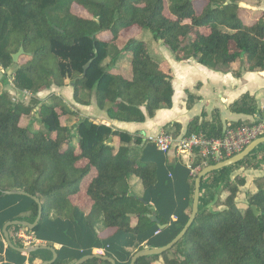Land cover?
Masks as SVG:
<instances>
[{"label":"trees","instance_id":"trees-1","mask_svg":"<svg viewBox=\"0 0 264 264\" xmlns=\"http://www.w3.org/2000/svg\"><path fill=\"white\" fill-rule=\"evenodd\" d=\"M74 7L86 15L74 13ZM244 17L237 0H0V68L13 67L15 89L29 92L33 103L13 102L4 90L5 79L0 80V200H26L30 216L11 220L32 223L38 213L35 200L3 191L21 190L39 199L41 215L29 232L62 245L50 264H74L93 254V247L104 249L103 255L116 264H130L144 247L166 245L191 213L197 175L192 170L217 161L194 148L189 166L182 161L166 166L164 153L144 136L89 117L72 128L65 119L79 111L54 91L45 101L38 93L70 81L75 102L87 105L94 97L108 118L144 122L158 109L170 108L173 95L170 69L149 51L150 39L160 40L178 62L194 61L236 77L241 67L264 74V10L249 20ZM133 28L139 29L138 36L120 46L119 39ZM20 47L23 53L14 63L12 54ZM124 55L128 69L114 67ZM196 98L188 94L187 106ZM33 109L38 124L22 126ZM229 110L256 114L255 121L263 118L248 93ZM246 123L251 122L224 125L215 109L210 119L205 112L192 117L184 135L220 138L226 125ZM175 126L179 131L180 125ZM114 138L123 144L109 140ZM262 161L264 143L237 163L206 174L198 212L183 236L168 250L138 257L135 264L159 259L162 264H264V187L239 203L236 196L245 179L231 177L236 169H256ZM132 180L140 194L132 191ZM210 204L220 208L213 210ZM153 214L165 228L151 221L148 215ZM102 263L110 264L98 258L81 264Z\"/></svg>","mask_w":264,"mask_h":264},{"label":"crops","instance_id":"crops-1","mask_svg":"<svg viewBox=\"0 0 264 264\" xmlns=\"http://www.w3.org/2000/svg\"><path fill=\"white\" fill-rule=\"evenodd\" d=\"M260 10L262 9L259 8L255 11L258 12ZM172 57L170 55L163 57L165 64L168 66L172 74V106L170 108L158 109L152 118H146V120L141 123L118 121L108 118L106 112L96 106L94 97L90 98V102L87 105L75 102L72 96L73 93L71 85L59 87L56 89V92L57 94L63 93L65 102L69 105H75V109L79 111V114L72 115V118L81 120L84 117H89L94 123L111 125L116 129L127 131L130 134L138 133L144 137L147 135H154L159 132L170 133L175 136L183 135L187 123L192 117L205 112V118L210 119L211 112L215 109L219 111V115L224 125L228 122L238 120L247 122L254 121L256 114H237L229 110V105L245 93H248L254 98L256 107L263 113L264 119L263 73L247 71L241 67L240 75L236 77L229 72L215 71L194 61H190L188 63H176L177 61L175 62V59L173 60ZM123 58L128 60L127 64L122 63ZM174 65H176L178 71L175 75L172 73V68H175ZM114 67H126L124 69L127 70L129 67V58L126 55L122 56V58L116 61ZM194 73H197V76H195L196 74ZM188 94H193L197 97L194 99L190 107L187 106ZM67 122L68 121H66V124H69ZM175 123L180 125L179 131L177 130ZM109 140H113V143L117 145L123 144L120 143L117 138ZM163 155L166 158V166L174 165L178 161H182L188 166L189 162L193 159L192 155L181 158L178 154L173 152ZM195 170H199V168L196 167ZM134 181L135 180H132V182H130L133 184L132 191L140 194L142 190L139 189V186H134ZM78 197L79 196L73 197V202H76L74 201V198ZM27 204L28 203L24 199L5 198L0 200V264H40L43 261L51 260L53 258V254L50 250L42 248L26 253L19 251L18 249L28 246L47 245L53 247L56 252V250L62 247L61 244H51L45 240L37 239L35 236V239L28 245H23V243H21L22 241L17 238L15 229L10 227L13 225L7 227L8 237L12 244V246H8L2 230L3 225L7 221L15 218L14 216L29 217L30 211L26 210ZM172 219H175V217L173 216ZM23 230H27L29 232L30 229L23 227ZM73 232L76 235L78 233L76 229H74ZM101 249L102 248L93 247L92 252L95 254V252Z\"/></svg>","mask_w":264,"mask_h":264},{"label":"rangeland","instance_id":"rangeland-1","mask_svg":"<svg viewBox=\"0 0 264 264\" xmlns=\"http://www.w3.org/2000/svg\"><path fill=\"white\" fill-rule=\"evenodd\" d=\"M237 3L239 4V6L242 7V12L243 14L245 15V20H249L251 16H255L258 14V12L256 13L255 10H258L259 8H261L262 10H264V0H237ZM73 12L76 13V14H79V15H82V16H85L86 13L81 9V8H78V7H74L73 8ZM138 32H139V29L138 28H134V29H131L129 32H126L125 34L122 35V37L119 39V45L122 46L127 39H129L130 37H135V36H138ZM104 37L108 36V34L105 36L103 35ZM150 43L148 44V48H149V51H151V53H153L154 56L158 57L159 59H164L163 57H166L167 55L171 56V53L170 51H168L161 43L160 40H155V39H150L149 41ZM172 59L174 60V58L172 57ZM109 60V58H107L105 60L104 63H107ZM122 63L123 64H127L128 63V60L126 58H123L122 59ZM176 62V60H175ZM190 62V61H189ZM176 63H179L178 61ZM184 63H188V62H184ZM126 66V65H125ZM174 69L172 68V73H174V75L176 73H178L177 71V67L176 65H174ZM123 68H126V67H123ZM166 68V67H165ZM14 70V69H13ZM13 70H12V74H13ZM6 70L4 69H1L0 68V80L1 79H5L3 81H5L7 84L5 85V88L4 90L7 91V93L9 94L11 100L13 102H19V103H22L24 105H28V106H33V103H31L30 101V98H29V95L26 97L25 94H23L22 92H20L19 90H16L15 89V86H14V80L12 77H10V75H7V77L4 76ZM180 74V73H179ZM196 74L195 76H197V73H194ZM67 85L65 86H68V85H71L70 84V81H67L66 82ZM57 88L59 87H51L50 90H45V91H42V92H39L38 93V97L45 101L47 100V96L49 94V92H51L52 90L55 91V93L57 94ZM60 92V91H58ZM60 96H61V100L63 102H65V97H63V93H59ZM65 96V95H64ZM92 98V97H90ZM65 104H67L65 102ZM69 105V104H68ZM69 106H72V108H75V105H69ZM34 111H36L35 109H33V111L31 112V115L27 116V117H24L22 120H21V125L22 126H29L30 128H33V127H36V125L38 124V122L34 121ZM38 115L35 114V117H37ZM72 115H68V117L65 119V121H68L67 123H69L68 125L72 126V128L77 124L78 120L77 118H72L71 117ZM69 119V120H67ZM73 142H75V139H72ZM193 156V155H192ZM191 162H189L190 164ZM200 170V169H199ZM194 174H197V172L195 171ZM231 177L234 178V176L236 174H239L241 177H243L245 179V184L243 186H240L239 187V192L236 196V200L239 202V203H244L246 201V194L248 193H253L255 192L258 188H263L264 187V162H260L259 163V166L258 168L256 169H253V168H239V169H236L233 173H231ZM220 193H222V191H218V197L220 195ZM225 195V192L223 193V197ZM221 198V197H220ZM211 209L213 210H217L218 208H220L219 205H212L210 204ZM20 229H23L20 228ZM20 229L18 230H15L16 232L19 231ZM101 252H103L102 254H104V251L100 250ZM95 253H100V252H95ZM65 264H71V262H67ZM154 264H162V260L159 259L158 261H156Z\"/></svg>","mask_w":264,"mask_h":264},{"label":"built area","instance_id":"built-area-1","mask_svg":"<svg viewBox=\"0 0 264 264\" xmlns=\"http://www.w3.org/2000/svg\"><path fill=\"white\" fill-rule=\"evenodd\" d=\"M26 96L29 92H24ZM264 119L259 121H251L237 127L226 125L223 130V136L220 138L207 139L201 134H191L189 136H175L170 133L159 132L154 135H147L145 138L155 144L156 148L164 154L173 152L181 158L193 155L194 148H198V152L205 158L210 157L214 160L221 161L230 156L235 155L245 148L254 139L263 136ZM189 166V164H188ZM197 172L195 168L192 173ZM16 236L23 245H28L35 239L33 233L20 229L16 232ZM103 251V249H101ZM102 254L100 250L97 251Z\"/></svg>","mask_w":264,"mask_h":264},{"label":"water","instance_id":"water-1","mask_svg":"<svg viewBox=\"0 0 264 264\" xmlns=\"http://www.w3.org/2000/svg\"><path fill=\"white\" fill-rule=\"evenodd\" d=\"M22 53H23V49H22V47H20L16 53L12 54V60L14 63L17 62L19 55H21ZM89 63L90 62H87L83 66V74L85 73ZM12 70H13V67H9L6 71L7 74L10 75ZM108 142H110V141H108ZM262 143H264V135L254 139L253 141H251L245 148H243L240 152L236 153L235 155L230 156L224 160L218 161L215 164L206 165L203 168H201L198 171V173L194 179V191H193L191 213L189 215L187 222L185 223V225L181 229V231L169 243H167L164 246L155 247V248H143V249L135 252L134 255L132 256L131 260H130V264H135V261L138 257L148 256V255H158V254H161L162 252L168 250L169 248H171L183 236L186 229L190 226V224L192 223V221L194 220V218L198 212L201 179L206 174H208L214 170H218L220 168H223V167L232 165L234 163H237L238 161H240L244 157H246L254 148H256L257 146H259ZM3 193L7 194V195H25V196H28V197L32 198L33 200H35V202L38 204V213H37V217H36L34 222L30 223V222L24 221V220H10V221H7L3 225L2 230H3L4 237L6 239V242H7L8 246H12V244L9 240V237H8L7 227L10 225H20V226L26 227L30 230L33 229L36 226V224L40 218V215H41L40 201L38 198L31 196V195H29V194H27L21 190H5V191H3ZM252 210H253L255 215L258 214V211L256 210L255 206H252ZM148 216L150 217L151 221H154L160 229H163L166 227L165 224L159 223L157 217L154 214L148 215ZM42 248L50 250L53 254V258L51 260L43 261L40 264L53 263L57 257L56 256L57 254H56L54 248L51 246H47V245L46 246H28V247L19 248L18 250L28 253V252H33L37 249H42ZM92 258H98V259L103 260V261H108L110 264H116L114 258L107 256V255L96 254V253L84 255L81 258H79L78 260H76L74 262V264H81L84 261H86L88 259H92Z\"/></svg>","mask_w":264,"mask_h":264}]
</instances>
